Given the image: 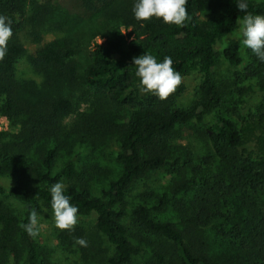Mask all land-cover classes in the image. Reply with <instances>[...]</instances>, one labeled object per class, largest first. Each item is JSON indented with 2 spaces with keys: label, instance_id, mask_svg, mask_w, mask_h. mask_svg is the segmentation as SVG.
<instances>
[{
  "label": "trees",
  "instance_id": "obj_1",
  "mask_svg": "<svg viewBox=\"0 0 264 264\" xmlns=\"http://www.w3.org/2000/svg\"><path fill=\"white\" fill-rule=\"evenodd\" d=\"M135 2L73 0L79 6L74 12L56 0H0V15L11 19L13 33L0 60V116L11 127L0 130V176L13 185L0 187V196L22 205L0 198V264H53V246L19 225L28 223L32 210L52 212L50 187L57 182L78 208L80 223L72 231L57 229L54 238L86 264H264V95L256 102L240 100L229 115L213 74L216 43L246 13L236 0H187L190 19L178 27L157 18L138 22ZM246 2L249 13L264 15V0ZM88 15L99 29L91 35L73 32ZM46 34L53 38L45 41ZM145 53L157 62L171 57L182 78L200 74L189 106L177 101L183 83L163 101L139 92L132 58ZM223 55L233 65L242 61L232 46ZM252 57L243 74L262 77L263 88L264 62ZM23 59L35 77L19 73ZM182 125L206 138L210 152L195 160L186 147H172ZM114 142L115 165L94 160L90 168L107 181L94 194L81 184L83 175L93 174L87 162H77L80 148L103 153ZM164 166L178 173L176 179L161 194L150 186L136 194L128 228L122 220L130 190ZM168 206L180 216L153 215ZM87 218L93 219L91 229L81 224ZM209 226L228 240L223 256L204 247ZM75 238H84L87 247Z\"/></svg>",
  "mask_w": 264,
  "mask_h": 264
},
{
  "label": "rangeland",
  "instance_id": "obj_2",
  "mask_svg": "<svg viewBox=\"0 0 264 264\" xmlns=\"http://www.w3.org/2000/svg\"><path fill=\"white\" fill-rule=\"evenodd\" d=\"M43 1V0H40ZM57 3L71 11L77 12L79 11V6L77 3H73V0H56ZM259 1V0H256ZM94 15L82 16L81 19L78 20V25H74L72 31H78L80 34L91 35L97 29H99L98 21L89 20L92 19ZM239 29L238 28L226 34L221 41L217 42L215 45V49L218 53V61L213 69V74L216 82L220 86L224 99H223V109L227 111L229 115L235 113V111L241 107L242 99L246 101L256 102L261 98V94L264 95V87L262 88L260 85L262 77H254L250 78L245 76V70L250 66L251 59H253L252 51L250 49L245 48L240 43L239 37ZM53 38L52 34L44 35V40L48 41ZM232 46L234 50L238 53V55L242 58V61L239 65H233L228 60L225 59L223 55V50L226 47ZM27 47L33 51L34 46L27 44ZM82 52L80 54V60L85 63L86 51L88 50L87 46L81 47ZM255 56V55H254ZM18 71L23 77H35L34 73L28 67L26 61L23 59L18 64ZM264 73V70L262 71ZM200 74L194 73L190 76L183 77V85L184 90L177 96L178 104L187 107L189 106L193 99L195 98V91L197 89V85L200 80ZM250 87V88H249ZM85 104H81V108H84ZM210 119L207 118L206 122ZM0 130H11L9 123L6 118L0 116ZM170 145L172 147H186L192 157L196 160V158L205 155L207 151L210 152L209 142L206 141V138L197 134L192 129L189 128L188 125H182L178 129L177 137L171 141ZM89 146V145H88ZM89 148V147H88ZM88 148L81 147L80 148V157L77 162L85 161L87 162V167L92 168V163L94 160L97 161L101 166H107L112 168L115 165L113 162L114 153L110 154V151L117 150L118 144L116 142L113 143V147L105 150L106 152L102 153V148L100 150H94L92 152H88ZM170 166H164L161 169L152 172L148 175L147 178L142 179L138 184L133 186V188L129 192L130 200L126 207V213L123 217V223L131 228V209L135 205V203L139 200L137 197V193L145 189L146 186H150V188L154 189L156 193H162L167 191L168 185L171 180L176 179L178 173L176 171H170ZM80 170V168H79ZM90 172L93 174L91 179L87 175H83L85 178V183L94 194H99L100 189L106 185V180L101 179L100 176L102 174L97 173V171H93L90 169ZM100 178V179H99ZM13 185V181L9 178L0 176V187L9 188ZM3 201L10 203L12 206H22L16 200L12 198H7L6 196H0ZM264 200V198H263ZM153 204V202H151ZM153 215H157L158 218H167L170 219L176 215L180 216L179 211L175 208V206H168L159 213L157 211H152ZM39 216V235L36 236V239L39 243H42L48 247L54 248V251L51 254V260L53 264H86L83 262V259L79 256V253L70 252V248H65L62 250L58 245L54 238V233L58 229L54 226L52 212L43 210L38 214ZM78 220V218H77ZM79 222V221H78ZM77 222V223H78ZM80 223V222H79ZM86 227L91 229L93 225V219L87 218L83 221ZM203 243L206 249L212 250L216 256H223L221 251L227 244V239L221 236V233L217 231L215 227H207L203 231ZM57 246V247H56ZM103 245L101 248H104ZM106 249V248H105ZM109 249V248H108ZM147 250L137 254L136 261L140 262L143 260V257L146 256ZM143 253V254H142ZM234 254V251H233Z\"/></svg>",
  "mask_w": 264,
  "mask_h": 264
},
{
  "label": "clouds",
  "instance_id": "obj_3",
  "mask_svg": "<svg viewBox=\"0 0 264 264\" xmlns=\"http://www.w3.org/2000/svg\"><path fill=\"white\" fill-rule=\"evenodd\" d=\"M186 4L187 0H136L132 12L138 22L157 18L162 19L165 24L182 27L190 19ZM236 6L246 13L240 21L238 34L240 43L264 62V15L249 13L246 0H236ZM11 24V19L0 15V60L7 54L8 41L13 34ZM132 59L135 76L139 79L137 88L142 94H151L163 101L173 94L183 81L181 74L173 68V61L169 56H165L162 62H157L153 55L147 53ZM50 194L54 226L59 230L72 231L78 222V208L73 206L69 196L65 195L64 184L61 182L53 184L50 187ZM38 222V213L32 210L28 216V223H21L19 227L35 238L39 235ZM75 243L87 247L84 238H75Z\"/></svg>",
  "mask_w": 264,
  "mask_h": 264
}]
</instances>
